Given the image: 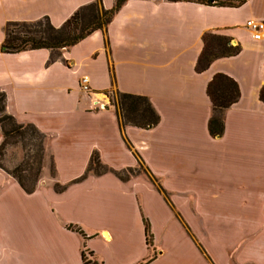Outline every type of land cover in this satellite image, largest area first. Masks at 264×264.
I'll use <instances>...</instances> for the list:
<instances>
[{
  "label": "crops",
  "instance_id": "obj_1",
  "mask_svg": "<svg viewBox=\"0 0 264 264\" xmlns=\"http://www.w3.org/2000/svg\"><path fill=\"white\" fill-rule=\"evenodd\" d=\"M93 3L114 6V0H0V43L8 23L47 18L60 27ZM249 20L264 22V0L238 8L127 0L107 27L73 47L0 53L7 110L20 124L46 130L55 164L32 194L0 170V264H82L83 251L98 264H264V32L254 40ZM206 33L231 38L241 51L198 73ZM216 74L233 79L240 92L224 113L221 138L208 133L206 90ZM83 76L90 93L80 90ZM111 92L147 98L159 124L143 130L118 123ZM105 115L93 125L44 124L49 117ZM68 139L82 150L54 149V141ZM93 152L114 171L135 169L134 153L161 190L144 173L127 181L88 173ZM56 185L65 187L62 193Z\"/></svg>",
  "mask_w": 264,
  "mask_h": 264
},
{
  "label": "trees",
  "instance_id": "obj_2",
  "mask_svg": "<svg viewBox=\"0 0 264 264\" xmlns=\"http://www.w3.org/2000/svg\"><path fill=\"white\" fill-rule=\"evenodd\" d=\"M127 0H114V6L110 10H103L98 3H93L79 8L65 23L60 27H54L47 18H43L33 22H17L8 23L5 27V38L0 43V53L16 54L25 51L45 49L51 52H59L61 50L73 47L83 41L92 33L102 30L111 22L115 13ZM169 2H196L212 7L238 8L247 0H165ZM203 50L199 56L196 65L198 73L205 71L209 65L216 59L230 58L237 56L241 47L232 45V39L225 36L206 33L203 36ZM55 58H51V62ZM207 95L212 105V115L208 121V133L212 138H221L224 133V113L233 104H235L240 92L237 83L223 75L216 74L207 86ZM117 102L114 105L115 115L118 123L123 125H131L143 130H150L159 124L160 117L153 108L151 102L144 97L133 96L128 94H117ZM259 98L264 102V87L260 90ZM114 103V102H113ZM6 106V97L3 92H0V128L7 123L11 124L9 130H2V137L16 136L30 130L36 133L39 137L41 134L37 128L31 124H18L8 114H3ZM0 145V154H2V144ZM43 151L47 155V142L44 139ZM1 156V155H0ZM50 161L52 167L51 156ZM87 172H93L95 175L112 172L119 180L127 181L131 177L140 174L134 172L135 169H126L122 171H114L107 166H103L97 152H93L90 158ZM2 169V167L0 166ZM100 168L102 169L100 172ZM3 170V169H2ZM42 170V169H41ZM146 174V173H145ZM150 181L154 182L159 190L160 186L156 179L151 178L146 174ZM13 177V175H12ZM19 186L26 194H32L34 189L25 188V180L17 178ZM165 194V191H162ZM145 238L148 247H152V235L150 233L149 223L145 221ZM73 229L83 235L79 229ZM84 236V235H83ZM82 264H98L93 261L92 252H82Z\"/></svg>",
  "mask_w": 264,
  "mask_h": 264
},
{
  "label": "rangeland",
  "instance_id": "obj_3",
  "mask_svg": "<svg viewBox=\"0 0 264 264\" xmlns=\"http://www.w3.org/2000/svg\"><path fill=\"white\" fill-rule=\"evenodd\" d=\"M83 77H86V76H83ZM83 77H81L79 80L80 90H81L80 82H81V79ZM86 78L88 79V77H86ZM88 83H89V88H90V92H91L89 79H88ZM6 96L7 95L5 94V97ZM107 97H108L107 99H108L109 103H111V105L109 104L110 105L109 109L115 110L114 109L115 107L113 104H115V102H117V99H118L117 94L115 92H111L110 94H107ZM98 108L100 111H105L108 109V107L105 105H103V106L99 105ZM2 113L6 114V115L8 114L9 116H11L15 120L16 123L20 124L18 121H16V119L11 114H9V111L7 110V98H6L5 110ZM1 115L2 114L0 113V116ZM107 116L108 115L104 116L105 120L102 118H99V117L98 118L94 117V116L82 117L81 120L71 119V117L68 118V117H62V116L49 117V118H46L44 120V124H45V129H47L49 127V125L50 126H61L59 128H62V126L64 124H70V123H82L83 125L84 124L85 125H93L96 122L107 121L108 120ZM32 126L36 127V125H32ZM11 128H12L11 124L5 123L2 125V128H0V131L2 132V130L3 131L6 129L9 130ZM37 130L41 134L40 137L36 133H33L30 130L23 132V135L22 134H16V136L7 135L4 138V140L2 137V140L4 142L2 144V154H0L1 155L0 156V166L2 167L3 170L1 168H0V170H2L6 175L11 177L16 182H17V180L14 178V176L17 178H20V179L24 178V180L26 181L24 184L25 188L29 189V190L34 189V188L36 190L37 187H39L41 185V182L43 180H45V181L47 180L46 175H48L49 172H52L54 174V170H55L54 160H52L53 165H52V167H50V165H51L50 157L48 154L45 156V152L43 151V147L45 144L44 143V139H45V133L44 132L46 130L41 131L38 128H37ZM2 140L0 142V145L2 143ZM110 144H111V141L104 138L103 149L105 148L106 152H108V153H110V151L112 149V148H110ZM106 145H108V146H106ZM55 147L59 148V153L61 155L64 154L65 150L67 152L72 150V149L76 150V151L82 150V147H80L78 145V143L76 142V140H74V139H68L66 143L61 141V142H58L57 144L54 141V149H55ZM131 154H133V156L135 157L136 162H137V167H135L136 171H134V172H137V173L140 172V173H144V174L146 173L147 174V172L145 171L146 170L145 167L138 161L136 155L132 152H131ZM109 156L110 155L107 154L106 158H109ZM89 164H88V166H89ZM88 166H87V168H88ZM103 166H105V165L103 164ZM50 169H51V171H50ZM101 170L102 169L100 168V172H101ZM86 171H87V169H86ZM12 175H13V177H12ZM78 181H80V180H76L75 182H78ZM17 184H18V182H17ZM64 189H65V187H60V186L56 185L55 192L62 193ZM179 215L177 217H179ZM181 217L179 219H181V221L185 224L184 228H185L187 234L190 235L191 234V228L187 224V222L183 219V217L182 218Z\"/></svg>",
  "mask_w": 264,
  "mask_h": 264
},
{
  "label": "built area",
  "instance_id": "obj_4",
  "mask_svg": "<svg viewBox=\"0 0 264 264\" xmlns=\"http://www.w3.org/2000/svg\"><path fill=\"white\" fill-rule=\"evenodd\" d=\"M246 28L252 33L254 40H259L264 32V22L258 20H249L246 22ZM81 90L84 93H89V83L86 77H83L80 82Z\"/></svg>",
  "mask_w": 264,
  "mask_h": 264
}]
</instances>
